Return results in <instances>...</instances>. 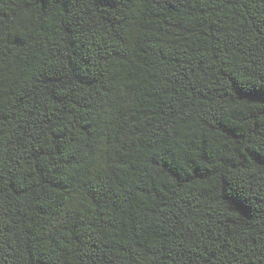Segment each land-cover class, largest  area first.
I'll use <instances>...</instances> for the list:
<instances>
[{"label":"trees","instance_id":"1","mask_svg":"<svg viewBox=\"0 0 264 264\" xmlns=\"http://www.w3.org/2000/svg\"><path fill=\"white\" fill-rule=\"evenodd\" d=\"M0 264H264V0H0Z\"/></svg>","mask_w":264,"mask_h":264}]
</instances>
